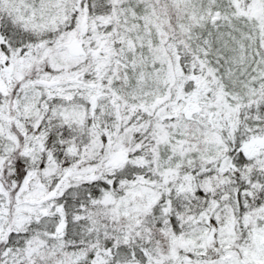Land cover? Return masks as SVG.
I'll use <instances>...</instances> for the list:
<instances>
[{
	"label": "snow or ice",
	"instance_id": "1",
	"mask_svg": "<svg viewBox=\"0 0 264 264\" xmlns=\"http://www.w3.org/2000/svg\"><path fill=\"white\" fill-rule=\"evenodd\" d=\"M0 264H264V0H0Z\"/></svg>",
	"mask_w": 264,
	"mask_h": 264
}]
</instances>
